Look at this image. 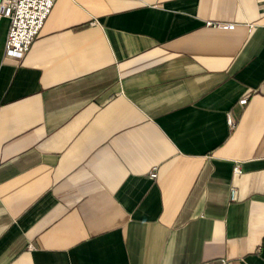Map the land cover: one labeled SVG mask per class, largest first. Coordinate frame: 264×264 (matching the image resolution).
Returning <instances> with one entry per match:
<instances>
[{
	"label": "crops",
	"instance_id": "0c3cea01",
	"mask_svg": "<svg viewBox=\"0 0 264 264\" xmlns=\"http://www.w3.org/2000/svg\"><path fill=\"white\" fill-rule=\"evenodd\" d=\"M8 28L0 264H264V0H55L23 56Z\"/></svg>",
	"mask_w": 264,
	"mask_h": 264
},
{
	"label": "built area",
	"instance_id": "2783aa9c",
	"mask_svg": "<svg viewBox=\"0 0 264 264\" xmlns=\"http://www.w3.org/2000/svg\"><path fill=\"white\" fill-rule=\"evenodd\" d=\"M55 0H0V20H9V31L5 41V53L25 55L33 45L34 40L40 34L45 20L50 15ZM209 26L222 29H232L233 24L221 23L209 24ZM235 120L227 118V124L232 128ZM235 167V173H239ZM152 177H156L153 173ZM234 189H232V194Z\"/></svg>",
	"mask_w": 264,
	"mask_h": 264
}]
</instances>
